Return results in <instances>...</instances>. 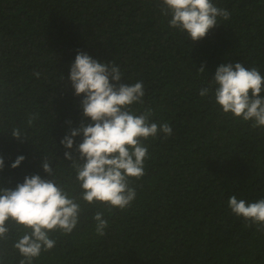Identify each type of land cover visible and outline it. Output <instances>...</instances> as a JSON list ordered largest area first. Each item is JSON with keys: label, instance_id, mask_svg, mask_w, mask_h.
Here are the masks:
<instances>
[{"label": "trees", "instance_id": "obj_1", "mask_svg": "<svg viewBox=\"0 0 264 264\" xmlns=\"http://www.w3.org/2000/svg\"><path fill=\"white\" fill-rule=\"evenodd\" d=\"M214 2L230 19L191 42L168 26L158 0H0V186L15 188L33 174L51 178L44 155L58 177L74 183L60 140L89 122L68 79L78 50L114 61L124 83L143 81L145 103L133 108L151 107L152 119L173 130L167 139L145 141L150 158L143 178L132 181L131 207L109 213L82 202L77 229L57 234L56 247L34 264H264V231L228 206L232 195L264 198V128L223 114L214 97L199 95L222 63L264 75V0ZM33 112L39 119L27 127ZM16 126L28 139L12 136ZM19 155L25 160L12 168ZM101 210L109 221L104 236L92 219ZM14 239L0 244L4 264L22 258Z\"/></svg>", "mask_w": 264, "mask_h": 264}, {"label": "clouds", "instance_id": "obj_2", "mask_svg": "<svg viewBox=\"0 0 264 264\" xmlns=\"http://www.w3.org/2000/svg\"><path fill=\"white\" fill-rule=\"evenodd\" d=\"M157 7L168 26L186 33L191 42L199 41L220 24L230 19L226 8L214 0H158ZM200 73L205 67L198 68ZM37 77L40 76L36 72ZM124 73L112 60L101 62L84 51H77L70 66L68 79L76 96H81L83 120L71 127L60 140L66 151L65 159L71 161L74 183H66L51 166L53 158L43 156L42 168L48 177L39 174L25 176L15 188L0 186V244H7L15 234L12 247L18 251L19 264H34L42 253L57 245L58 235H70L77 229L85 205H102L109 213L114 209L125 211L131 207L137 192L133 179L146 174L145 164L150 158L145 141L164 139L173 135L169 123L152 118L151 107L142 111L133 105L143 106L145 89L143 81L124 83ZM264 75L257 67H245L240 62L220 64L208 85L199 91L201 97L212 96L223 114L250 121L252 128H264ZM39 119V113L28 114L27 127ZM71 124V121H67ZM14 138L28 139L27 132L16 126L11 129ZM82 142L75 144V137ZM75 144V148H74ZM78 155H74L73 151ZM24 155L11 164L18 167ZM5 166L0 157V170ZM78 185L79 194L75 187ZM228 206L248 226L256 225L264 231V198L254 202L232 195ZM92 219L95 233L106 235L109 221L104 211H96ZM4 251H0V264H4Z\"/></svg>", "mask_w": 264, "mask_h": 264}]
</instances>
